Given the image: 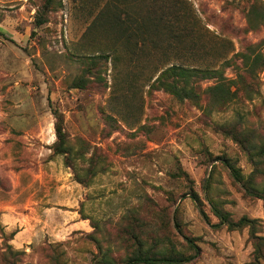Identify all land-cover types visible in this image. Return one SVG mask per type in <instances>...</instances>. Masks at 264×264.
I'll return each mask as SVG.
<instances>
[{
	"label": "rangeland",
	"instance_id": "rangeland-1",
	"mask_svg": "<svg viewBox=\"0 0 264 264\" xmlns=\"http://www.w3.org/2000/svg\"><path fill=\"white\" fill-rule=\"evenodd\" d=\"M179 3L192 36L170 46L160 26L128 60L139 0H0V264H124L137 240L194 255L186 238L199 254L184 264L257 249L264 264V0ZM171 64L214 74L200 91L222 102L144 83ZM55 116L72 159L53 154ZM213 207L252 224L211 227Z\"/></svg>",
	"mask_w": 264,
	"mask_h": 264
},
{
	"label": "trees",
	"instance_id": "trees-1",
	"mask_svg": "<svg viewBox=\"0 0 264 264\" xmlns=\"http://www.w3.org/2000/svg\"><path fill=\"white\" fill-rule=\"evenodd\" d=\"M51 1V0H48ZM141 6H143L142 13L140 16L133 17V21L138 24L139 30L142 32L140 34V38L137 39L138 36L134 37L133 41L130 39L132 32L130 31L131 26L133 25L132 19H129V25L123 28L122 35L126 34L125 45L127 49V58L131 60L136 58L135 54H137L135 49H132L133 45L138 52L139 57L144 58V47L148 40L149 33L155 34V31H159L158 27L162 26L164 31L167 33V43L171 46L172 43L181 44V42H186L189 39L191 28L186 27L185 17L179 9V0L177 5H172L175 0H139ZM49 3H45V7L48 6ZM171 8V9H170ZM48 9V8H46ZM138 16V15H137ZM116 23L119 24V18H115ZM170 20L171 22H169ZM172 20L179 24L172 23ZM40 24L42 20L38 21ZM169 22V24H166ZM37 24V26H38ZM181 24V25H180ZM150 26V27H149ZM151 26L153 28H151ZM124 40V39H123ZM194 47V46H193ZM116 48H113V52L101 55L105 56L106 60L113 63V66H116V63L119 61L121 56L117 53ZM142 52V53H141ZM141 53V54H140ZM98 56H95V58ZM168 56H162V60L166 59ZM139 60V59H138ZM142 60V59H141ZM144 83L150 87V89L154 90H162L164 92H168L174 98L179 101L190 100V101H199L201 99V92L211 91V94H214V98H216V104L221 103L220 94L225 93V90L221 88V86L210 87L209 89L201 90V86H199L204 80L214 77V74L209 73L208 71H200L196 68L185 67L183 65L171 64L165 68H156L152 71V74L149 76H144ZM144 84V85H145ZM218 95V99L217 96ZM56 121L54 125L56 142L53 144V154L62 155L65 157V160L71 158L72 148L68 145L66 135L63 133L62 129V121L60 116H55ZM67 166H72L69 162L66 161ZM227 168L230 170L234 179L239 182V176L237 171L228 164ZM73 169V168H72ZM76 175V174H75ZM78 179V178H77ZM79 183H84L79 179ZM256 197L261 198L258 194H255ZM190 198H192L195 202L199 201L198 196L192 192ZM213 212L215 216L218 218V224L212 225L211 227H227L231 230H236L237 228L247 227L252 224L251 220L247 218H241L237 222L231 221L229 216L219 209L213 207ZM201 215L202 212L200 211ZM137 239V238H136ZM139 243L138 249L135 251L128 252L124 264H184L190 263L193 261L199 254V250L197 246L186 238L188 245L194 250V255L185 256L179 254H161V253H152L150 250H143V244L141 241L137 240ZM260 250L257 249L254 258L253 264H259L260 259ZM106 258V257H105Z\"/></svg>",
	"mask_w": 264,
	"mask_h": 264
}]
</instances>
